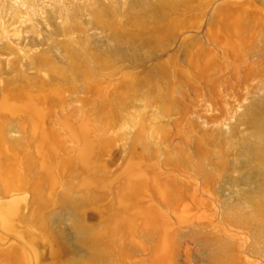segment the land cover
I'll use <instances>...</instances> for the list:
<instances>
[{"label": "rangeland", "instance_id": "rangeland-1", "mask_svg": "<svg viewBox=\"0 0 264 264\" xmlns=\"http://www.w3.org/2000/svg\"><path fill=\"white\" fill-rule=\"evenodd\" d=\"M164 1L0 0V264H264V0Z\"/></svg>", "mask_w": 264, "mask_h": 264}, {"label": "bare ground", "instance_id": "bare-ground-1", "mask_svg": "<svg viewBox=\"0 0 264 264\" xmlns=\"http://www.w3.org/2000/svg\"><path fill=\"white\" fill-rule=\"evenodd\" d=\"M179 0H167L161 3V5L164 8H171L175 2ZM113 51H118V48L112 49ZM111 51V50H110ZM262 106H264V100L262 101ZM34 107V106H33ZM30 109V108H29ZM28 109V110H29ZM31 118V117H30ZM257 129L256 131L251 135V150L245 152L240 159L236 160L238 163L251 166L253 158L258 154L259 158L262 160V163L264 164V118H260L257 120ZM82 161V160H81ZM257 169V168H254ZM246 182H249V177L244 178ZM264 181L263 173L255 180L258 187L262 185V182ZM248 190L244 191L243 193H247ZM263 195V194H262ZM262 199L264 200V195L262 196ZM264 202V201H263ZM80 235H82V230L79 231Z\"/></svg>", "mask_w": 264, "mask_h": 264}]
</instances>
